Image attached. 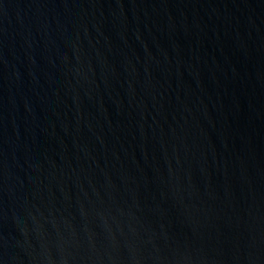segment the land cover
I'll list each match as a JSON object with an SVG mask.
<instances>
[{"label":"water","instance_id":"95a60500","mask_svg":"<svg viewBox=\"0 0 264 264\" xmlns=\"http://www.w3.org/2000/svg\"><path fill=\"white\" fill-rule=\"evenodd\" d=\"M0 264H264V0H0Z\"/></svg>","mask_w":264,"mask_h":264}]
</instances>
